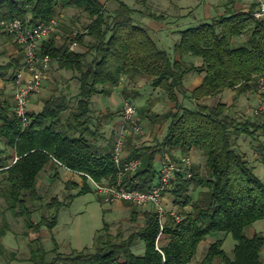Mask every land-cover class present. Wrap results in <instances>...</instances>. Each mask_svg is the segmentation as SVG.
<instances>
[{
    "label": "trees",
    "instance_id": "obj_1",
    "mask_svg": "<svg viewBox=\"0 0 264 264\" xmlns=\"http://www.w3.org/2000/svg\"><path fill=\"white\" fill-rule=\"evenodd\" d=\"M58 7H74L89 18L81 33L66 34L61 40L50 34L41 43V53L48 54L58 69L71 72L65 86L50 91L38 111L28 110L23 127L13 112V99L0 88V196L5 204L0 210V238L8 228L3 212L9 210L23 217L24 232L32 234L28 259L33 264H188L199 242L213 232L219 236L207 245L195 264H261L264 232L248 236L245 229L264 219V183L245 154L235 149L232 135L240 132L253 136L255 128H261L264 134V124L235 120L227 113V103L221 100L214 104L197 101L193 108L178 107L176 94L186 91L182 80L190 72L202 74L200 82L188 90L189 97L195 100L225 89L234 90L236 95L253 90L256 78L264 76V20L252 17L254 3L246 9L225 3L223 12L209 21L179 29L172 58L151 38L146 26L133 21V8L123 0H115L111 12H106L101 0H0V18L19 17L33 25L54 17ZM242 34L247 36L245 42L232 45L233 39ZM86 36L92 40L85 43ZM73 42L86 44L87 48L78 50L71 46ZM17 51L19 56L0 63L1 78L9 74L14 80L23 57L20 46ZM186 56L199 57L200 61L195 64L185 60ZM131 69L146 76L151 87L162 90L175 108L152 113L168 121L165 133L156 147H136L128 152L127 156L140 159L134 174L139 182L126 179V183L147 188L156 174L155 156L176 149H198L204 157L203 173L176 177L168 193L179 204L176 210L180 218L174 220L167 214L160 231L155 212L145 211L144 223L125 236L110 233L103 223L102 232L93 237L90 247L60 253L52 240L53 256L46 258L48 250L41 244L40 227L50 229L56 216L41 215L33 221L32 208L26 201L42 200L37 182L41 171L51 163L79 174L81 185L76 195L91 189L80 173L95 180H114L112 149L99 150L87 139L96 133L89 128L91 98L109 92L121 74ZM71 80L75 81L76 92L68 89ZM7 148L13 151L10 161ZM262 149L264 163V146ZM51 176L57 178L56 173ZM191 184L205 188L195 200L187 192ZM63 203L51 197L45 205L57 209ZM186 206H190L189 210ZM134 219L133 214L131 220ZM228 234L234 243L226 252L222 244ZM137 240L143 244L141 253L131 249ZM3 252L0 242V253ZM9 254L14 256L12 251Z\"/></svg>",
    "mask_w": 264,
    "mask_h": 264
},
{
    "label": "rangeland",
    "instance_id": "obj_2",
    "mask_svg": "<svg viewBox=\"0 0 264 264\" xmlns=\"http://www.w3.org/2000/svg\"><path fill=\"white\" fill-rule=\"evenodd\" d=\"M105 4L106 12H111L115 7V0H101ZM126 4H128L133 11L131 13V17L135 23H139L145 26H151L153 24L163 23L164 25H173V28H184L189 25H193L199 21L207 20L209 21L211 18L217 15L218 11L224 10V6H219L218 8L214 6V1H208V4L205 2H200V0H195V3H191L184 11L183 16L177 17V20L172 21L170 17L161 19L158 17L159 14L164 13L165 11H170V5H167L164 0H123ZM194 0H190V2ZM199 1L198 4L196 2ZM208 5V8L207 6ZM172 9L174 7L172 6ZM59 14H65L66 19H63L64 24L62 25V18ZM149 15V16H148ZM57 18V25L55 30L51 33L57 40H61L62 37L66 34L73 35L74 33H81L83 31V25L89 21V18L83 13L82 11L76 8H62L58 7L55 15ZM196 18L197 20H195ZM163 28L159 31L160 37L165 40L166 44H158V46L164 50H166L169 55L172 56V42L176 39V37H172L166 32V29ZM59 35V37H58ZM247 36L242 34L238 37H235L232 41V45H237L244 43ZM92 38L86 36L85 43L91 41ZM85 48H87L86 44H83ZM18 46L14 41L13 37L10 34L4 33L0 31V63H5L11 57L15 55H20L17 51ZM23 55V54H22ZM87 59L90 58V55L86 57ZM185 60L191 61L195 64H198L200 59L195 56H186ZM52 61L50 62L49 69L47 75L50 71ZM50 74V73H49ZM138 80L135 81V84H128L125 91L119 94V101L122 102L123 100H131L136 105V116L139 124L141 125V131L139 132H131L125 138L123 150L125 152H129L133 148L136 147H143V146H157L158 143L161 141L165 130L167 120L162 119L159 116H153L152 113H164L169 109H174V102L170 101L166 94L158 89L153 88L149 84V80L146 76L141 75L140 73ZM51 79L53 81H57L56 74H50ZM196 75V74H195ZM6 78L0 77V88L3 89L4 94L12 100V93H13V84L12 79L9 74H5ZM56 77V78H55ZM199 76V80H200ZM45 80H48L45 78ZM68 80V79H67ZM66 80V81H67ZM47 82L43 81L42 84H46ZM52 83V82H51ZM50 84V83H49ZM48 84V85H49ZM75 81L71 80L68 82V89L71 92H76L75 90ZM56 83L49 88V91L55 90L57 87ZM42 88V86H41ZM255 87L253 88L254 91ZM231 91V92H230ZM248 92V91H247ZM247 92L241 93L240 95L234 94V90L232 89H225L223 93L220 95L215 94L211 96H207L198 100L192 99L188 95V90L185 92L177 91V103L178 107L183 106L187 108H193L198 101L199 103L204 104H214L217 100L224 101L227 103V113L235 118V120L241 123H254L263 125L264 124V117L254 116L252 114V105L249 103L251 97ZM36 94V93H35ZM98 94L95 95L97 97ZM44 96V95H43ZM105 99V98H104ZM43 97L38 99V107H40ZM40 101V102H39ZM113 105H109L107 111H104L103 108L100 110V114L98 115L93 114V122L92 127L96 128V131L102 133L103 135L106 131H109L110 122L112 116H119L121 110V104L119 102L115 103L112 102ZM32 106H35L32 104ZM99 107L93 105L92 108ZM112 108V109H110ZM100 120V121H99ZM96 124V125H95ZM104 128V129H103ZM104 130V131H102ZM253 136H249L244 133H234L232 135L233 143L235 149L239 152L245 154L247 159L249 160V164L253 167L254 173L259 177V179L264 183V163L261 161V154H262V146H264V134L261 128H255L253 130ZM110 133V132H109ZM108 133V141L112 142L113 137L112 134ZM115 139V137H114ZM94 145L101 142L97 137H93L91 139ZM114 142V141H113ZM3 145V143H0ZM113 149V144L111 146ZM178 150V154L188 153L187 151ZM173 151V150H172ZM6 152L9 154L8 161L12 159L13 151L10 148L6 149ZM190 156L194 158V162H192V171L197 176L203 173L204 166L203 161L204 157L202 153L196 149L192 148L189 152ZM141 155V154H140ZM163 155H166L170 158L174 157L173 152L168 151L166 153L158 154L155 158L153 164L154 168L156 169L158 166L159 158ZM11 156V157H10ZM43 173V172H42ZM41 173V174H42ZM47 175H40L38 179V192L42 195V200L37 202H31L29 200L26 201L27 205L32 208V212L30 214V219L33 221H38L41 215L51 216L55 214L56 222L50 228H46L45 226L40 227V237H41V244L48 250L46 254V258H51L53 256V252L50 249L53 248V241L52 239L56 238V251L67 252L70 247H82L85 245H90L92 239L91 236L93 232L100 228L106 220H109L114 213L110 210H105L107 207V203L101 202L99 196L96 192L91 188L89 191H85L80 193L79 195H73L68 197V194L74 193L77 189L76 187H72L71 184L68 182L64 184V181H59L56 177H52L50 175L49 178H46ZM205 190L204 187L198 186L196 184H191L188 189V194L190 195L192 200H195L199 197L200 192ZM168 193V192H167ZM167 196L166 205L167 207L177 208L179 204L173 202V198L171 194H165ZM51 197H56L60 201L68 200L67 204H61L57 209L54 206L47 207L45 203H47ZM5 204L3 198L0 196V210L4 209ZM190 207V206H189ZM185 207V209H189ZM184 210V209H183ZM2 212V211H0ZM3 215L8 223L9 229L5 230L2 234L0 242L7 250L10 248H16V255L23 259L27 256L26 252L28 251V241L30 238L29 233H25V226L23 222L22 216H14L12 215L9 210H4ZM109 218V219H108ZM117 220V221H116ZM115 221L109 223L111 224V231L118 232L122 236H125L130 231L137 229L143 223L142 217L138 216L135 220H130L129 216L119 215ZM1 213H0V225H1ZM256 222L252 224V227H255ZM52 230V231H51ZM46 231V232H44ZM52 232V233H51ZM102 232V230H101ZM246 234L250 232V228L245 229ZM51 233V234H50ZM217 232L209 233L204 236V238L199 242L196 248V252L188 264H195L196 258L200 256V254L205 251L207 245L217 238ZM140 244V247L137 245ZM234 240L228 234L224 242L222 244L223 249L226 252L230 251V248ZM143 249L142 242L137 240L134 243L133 251L135 253H141ZM4 250V252L0 253V264H33L30 260H15L12 261L10 259V255ZM141 250V251H140ZM61 264V263H57Z\"/></svg>",
    "mask_w": 264,
    "mask_h": 264
},
{
    "label": "built area",
    "instance_id": "obj_3",
    "mask_svg": "<svg viewBox=\"0 0 264 264\" xmlns=\"http://www.w3.org/2000/svg\"><path fill=\"white\" fill-rule=\"evenodd\" d=\"M252 17L264 20V0H257L251 12ZM57 20L51 17L47 20L27 24L19 17L0 18V31L10 34L20 46L23 57L16 70L13 84V112L20 119L22 127L27 123L28 102L37 93L47 76L50 62L53 61L46 53H41V43L55 30ZM253 92L252 114L264 117V76L255 80ZM141 131L136 116V105L131 100H123L120 110V125L116 133L112 161L115 167L114 180H95L87 173H80L86 182L105 203L124 200L137 207L150 205L156 214L159 231L167 214L174 220L180 218L173 207H167L165 194L172 188L178 175L189 178L193 175L192 158L189 153L177 154L170 158L163 155L158 160L156 174L147 188L141 189L126 183V179L137 183L134 174L140 166V159L124 154L125 138L131 132ZM15 158V157H14ZM157 249L158 246L155 245Z\"/></svg>",
    "mask_w": 264,
    "mask_h": 264
},
{
    "label": "crops",
    "instance_id": "obj_4",
    "mask_svg": "<svg viewBox=\"0 0 264 264\" xmlns=\"http://www.w3.org/2000/svg\"><path fill=\"white\" fill-rule=\"evenodd\" d=\"M212 1H214V2L210 3V4H214V6H216L217 8L219 6H224V4L227 3V4L232 5L233 8H235V9H246V8H248V6L251 3H254V6H255V3H256L257 0H212ZM164 2L166 3V7H167V5H170L171 10L170 11H165L164 13L159 14L158 17H160L161 19H165V18L170 17V19L172 21H175V20H177V17L184 15V11L187 9L186 7H188L191 3H195V0L193 2L192 1L190 2V0H164ZM200 2H205V3L208 4V1L206 2V0H200ZM198 3H199V1L196 2V4H198ZM172 6L174 7V9H172ZM206 6L208 8V5H206ZM184 8H186V9H184ZM222 12H223V10L222 11H218L217 14H220ZM59 16H61V18H62V25H63L64 22H65V21H63V19H66V17H65L66 15L65 14H59ZM54 17L57 18L56 16H54ZM194 19L197 20L196 18H194ZM173 25H176V23L175 24L173 23L171 25H167V24L164 25L163 23H159V24H153L150 27L146 26V28L148 29V32H149L151 38L156 42V44L157 45L158 44L163 45V44H166V43H165V40H163L160 37L161 35L159 34V31L161 29H163V28L172 27L170 29H166V32L169 35H171L172 37H176V39L172 42V45H173V43L178 38V30L180 29V28H173ZM58 37H59V35H58ZM71 46L76 48V49H78V50H85L86 49L83 46V44H78V43H74V42L72 43ZM21 60H22V58H21ZM49 73L52 74V75L56 74L57 78L56 77L55 78H56L57 81H53V78L51 79V77H50L51 75ZM49 73L46 76V79H48V80H44L47 83L46 84H42V88L30 98V100L28 102V110L38 111L40 109L41 105H42V102H41L40 107L37 106L38 105V99H40L41 97H43V98L46 97L49 94V92H50L49 88H51V86L53 84L56 83L55 87L61 88V87L65 86V84L67 82L66 80L71 77V72L69 70H65V69H58L57 66H56V62L54 60L51 63ZM199 76L202 77V74L201 73H196V72L187 73L184 76L183 80H182L183 87L186 90H190L193 86L197 85L200 82L201 78L199 80ZM138 77H139V74L135 70L131 69V70L125 71L124 73L121 74L117 84L113 85L110 88L109 92L98 94L97 97H95L96 94H94L92 96V98H91V106L93 107V105L97 106L99 104V107L92 108V111H91L92 118H91L90 123H89V128L94 130L96 133L93 136L89 135L87 137V139L89 141H91V139L93 137H97L99 140H101V142H99L98 144L95 145V147H97V149H99V150H107V149L111 148V146L113 144V141H114V137L116 136V133H117V131L119 129L120 115L119 116H112L109 129H107L109 131L105 130L106 133L103 135L102 133L98 134V132L96 131V128L92 127L93 114L98 115L100 110H102L101 108H103L104 111H107L109 105H111V106L113 105V103H112L113 101H114V105L117 102H119L121 104L122 102L119 101V94L121 92L125 91V89L127 88L128 84H130V83L131 84H135V81L138 80ZM223 92H224V90L222 92H220L218 95H220ZM253 92H254L253 90L247 92V94H249L250 97H251V99L249 100L250 101L249 103L251 105H252V101H253L252 100L253 99ZM32 104L35 105V106H32ZM110 109H112V108H110ZM102 131H104V130H102ZM108 133L110 135L112 134V137H113V141L112 142L108 141ZM190 151H191V149L189 151H187V152L189 153ZM171 152H173L176 155L178 154V150H173ZM163 153H166V152L164 151ZM124 154L127 155L128 152L124 151ZM176 155H174V156H176ZM156 157L158 159V154L155 156V158ZM191 158H192V161L194 162L195 160H194L193 156ZM41 173H40V175H47L46 178H49L50 175H53L54 173H56L57 179L59 181H64V183H65V181H69L70 183L73 182V184H75L76 186L72 185V184H71V186L73 188L76 187V189H77L74 193H71L74 196L76 195V192L78 191L79 186L81 185V177L79 176V174L77 172H74V171H72L70 169H67L64 166L59 165L57 163H55V164H53V163L47 164L45 166V168L41 171ZM166 194H168V193H166ZM77 195H79V194H77ZM165 200H168L166 195H165ZM100 201L103 202L101 199H100ZM63 202H64L63 204H67L68 200L66 201V203H65V201H63ZM186 208H187V206H186ZM105 210H110V211H112V213H114V215H112L110 219L108 218L109 220H106L104 222V223L107 224L109 232L114 234V232L111 231L112 225L111 224L109 225V223L115 221L117 219L118 214L119 215H124V216L128 215L130 220H131V215H133V214L135 216V219L138 216H141L142 220H143V223H144V212L145 211H153V208L150 205H146V206H143V207H137V206H134V205H132L131 203H129L127 201L117 200V201H113L111 203H107V207L105 208ZM187 210H189V209H187ZM133 211L135 213H133ZM255 222H256L255 224H257V225H255V227H252L253 226L252 224H254V222L250 226L247 227V228H250V232L248 234H246V235L251 236L254 232H257V231L264 232V219H259V220H256ZM101 227L97 228L93 232V234L91 236L92 241H93V237L98 232H101ZM8 229H9V226H8V228L6 230H8ZM44 232H46V231H44ZM28 233H29L30 236L32 235L30 231ZM225 237H224V239H225ZM224 239H223V242H224ZM52 240L55 241L56 238L52 239ZM92 241H91L90 245H88V246L85 245V246L90 247L91 244H92ZM55 243H56V245L58 244V242H56V241H55ZM137 245L141 249L140 244L137 243ZM142 246H143V244H142ZM82 247H84V246H82ZM82 247L73 246V247H70L67 252H62V251H59V252L60 253H68L72 249L79 250ZM133 247H134V244L131 246L132 251H133ZM4 250H7V249L4 247ZM10 251L14 252V256L10 257V259H9V260H11V262L15 261V260H29L28 259V251L26 252L27 256L24 257L23 259L19 258L16 255V248L13 247V248H10V249L7 250L8 253ZM260 259H261V264H264V246L260 250Z\"/></svg>",
    "mask_w": 264,
    "mask_h": 264
}]
</instances>
